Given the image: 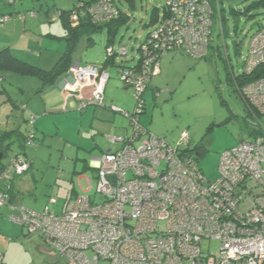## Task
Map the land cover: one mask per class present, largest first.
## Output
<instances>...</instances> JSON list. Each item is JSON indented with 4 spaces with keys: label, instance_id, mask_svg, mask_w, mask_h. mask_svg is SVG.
Listing matches in <instances>:
<instances>
[{
    "label": "built area",
    "instance_id": "2783aa9c",
    "mask_svg": "<svg viewBox=\"0 0 264 264\" xmlns=\"http://www.w3.org/2000/svg\"><path fill=\"white\" fill-rule=\"evenodd\" d=\"M86 15L100 24L117 19L119 11L114 0H78L69 14L71 27ZM218 15L217 3L213 7L209 0H165L163 19L139 47V66L119 69L118 79L131 90L134 109L129 113L108 108L128 120L130 132L109 138L120 148L100 158L95 185H88L101 202L81 193L59 210L46 206L38 214L15 208L19 216L9 220L30 234L37 232L49 252L66 264H264V127L257 128L263 137L225 150L217 179L207 181L191 161L179 159L139 123L145 110L143 95L151 78L160 73V58L174 49L194 59L205 57L210 27L219 21ZM56 19L57 14L51 16V21ZM126 52L109 48L105 55L113 59ZM244 72L258 78L241 87L240 94L264 118V28L251 40ZM68 75L71 80L62 83L65 101L81 99L90 87V100L78 110L105 108L109 68L72 64ZM180 140L187 142V133ZM27 168L17 156L3 165L0 207L6 205V183ZM213 241L219 244L217 251L203 252L202 244Z\"/></svg>",
    "mask_w": 264,
    "mask_h": 264
},
{
    "label": "rangeland",
    "instance_id": "374dc122",
    "mask_svg": "<svg viewBox=\"0 0 264 264\" xmlns=\"http://www.w3.org/2000/svg\"><path fill=\"white\" fill-rule=\"evenodd\" d=\"M11 1L14 3L11 4ZM75 1L0 0L1 13L11 15L8 22L24 23L25 21L29 27H33L26 30V35H23L20 29H16V34L11 36L9 43L13 41L15 44L22 43L24 47L25 45L28 47L31 54L35 52L37 56L40 52L43 53V62L47 67L45 70L52 69L55 62L51 59L58 57L59 52L61 57L66 42L64 40L54 42L48 39V34L64 37L62 19L50 22L48 14L69 12L74 7ZM212 1L217 3L220 14L219 21L215 22L212 28V49L206 51L202 59H193L177 52L173 63L168 64L159 78H153L150 82V87L158 93L155 100L150 98V91H146L147 93L143 95L150 103L148 115H152L153 120L152 125L148 126L149 133L164 140L173 148L180 143L182 134L187 133L189 143L180 148L193 149L200 146L203 154L198 158V166L207 181L217 179L219 157L226 149L236 147L240 141L252 139L255 128H258V122L264 125V119L257 120L250 112L239 96L236 85L248 54L251 36L258 25L264 23V0ZM114 3L122 14V21L112 28L104 26L99 31L80 35L71 54L73 64L101 65L105 61L107 41L113 39L114 50L124 48L127 53L122 58L115 57L113 66L109 67L111 78L116 76L119 68H131L137 65L140 59L138 48L155 27L157 20L162 18L165 0H114ZM28 11L34 12L36 17L26 16L24 21L17 18L18 13ZM153 17L155 19H152ZM31 23L33 24L30 26ZM41 40H43V50L37 44ZM59 45L60 51H49L53 46ZM24 80L36 82L33 79ZM27 100L24 97L22 101L26 103ZM16 112L19 113L20 118L23 114L25 119L28 111ZM20 125L22 135H26L29 127L22 122ZM114 136L121 135L113 132L104 133L100 138L101 141H106L107 137ZM14 145L17 146V143ZM41 145L36 138L34 146L26 148L23 152L25 158L35 162L34 172L39 178L51 171V168L46 167L48 162L57 164L60 162V155L55 150H51L47 145ZM15 146L7 152L10 158L19 156ZM62 166L64 168V165ZM59 167L56 169L59 170ZM67 179V177L55 179L50 185L37 183L38 188L44 189L37 194L38 198L27 197L18 205L38 214L46 206L58 210L66 200L64 188L68 185ZM91 185L94 187V181ZM88 195L92 202L102 201V197L94 194V191ZM49 200H55L56 204L49 205ZM15 212L19 213L17 210ZM10 223L18 226L11 221ZM20 230L21 233L19 231L17 237L5 236V239L9 240L5 242L8 247L1 246L2 250L0 249V253L6 256L8 262L5 264H66L63 258L52 251L51 254L42 251L43 248L48 249L37 232L28 234L24 229ZM218 247L216 241L204 242L201 249L205 253L207 251L215 253Z\"/></svg>",
    "mask_w": 264,
    "mask_h": 264
},
{
    "label": "crops",
    "instance_id": "0c3cea01",
    "mask_svg": "<svg viewBox=\"0 0 264 264\" xmlns=\"http://www.w3.org/2000/svg\"><path fill=\"white\" fill-rule=\"evenodd\" d=\"M0 15H3L1 11ZM32 24L33 23H31L30 26ZM30 28L33 27H29L26 22L20 23L18 21L8 22L4 25L2 29H0V51L7 49L14 58L24 61L31 66L45 70L47 67H45V62H43V53L40 52L37 56V54L33 52V54H35L33 55L28 51L26 45L24 47L22 43L15 44L14 41L9 43L11 36L16 34V29H20L23 35H26V30ZM60 36L47 35L49 40L52 39L51 37L60 38ZM53 40L55 42L56 39L50 41ZM37 44L42 50L44 49L43 40L37 42ZM59 48L60 45L56 47L53 46L49 51H60ZM176 53L177 52L171 53L163 58L160 66V73L157 77H154L155 79L163 74L168 64L171 65L173 63L174 58H176ZM57 56L58 57L55 56L51 59L53 60L52 62H55L54 66L58 61L57 58H60V52ZM24 79H33L36 80V82L31 83ZM63 80H71L68 73L65 76L63 75L60 77L52 87L43 88L44 85L35 78L0 71V142L5 132L18 131L21 133L20 126L22 124L20 125V123L22 122L26 125V118L29 115L28 113L31 112L36 116L34 131L35 137L42 144L41 146L47 145L48 148L55 150L60 155V162L58 164L48 162L46 167L51 168V171H49L47 175L44 174L39 178L36 172H34V167H36L35 162L32 159L25 158L26 155L24 154L23 157L29 163L30 167L22 176L13 177L10 181V205L20 206L18 204L27 197H32L34 199L38 198L37 194L44 191V189L38 188L36 186L37 183L50 185L52 181L54 182L55 179H60L61 177L68 178V185L64 188V196L66 199L74 198L81 193H91L88 190V185H91L93 181L94 183L96 182L97 167L100 158L106 152L120 148L119 143H114L109 140V138L112 137H107L106 141H101L100 136L104 133L109 134L112 132L124 136L130 132L128 120L123 116L108 110V107L110 106L120 108L129 113L134 109L132 92L122 86L117 74L114 78H111L109 74V79L104 90L105 108L87 106L81 111L78 110L79 101L90 100L91 88H85L82 94V100L68 99L65 101L64 92L62 91ZM147 91L151 92L150 98L155 100L156 91L150 86ZM24 97L28 99L26 103H23L22 101ZM24 107L25 109H22ZM149 108L150 103L146 98L145 110L139 117V123L147 131L148 126L153 123L152 115H148ZM15 110H19L20 113L28 111L26 113V118H23V114H21L20 118L19 113ZM14 140H17V138H13L12 141ZM6 144V142L5 144L3 143V145ZM14 144L15 143H13L6 151L5 157L8 156L7 152L12 150V147L15 146ZM15 147L17 148L16 153H22L18 144ZM8 158L10 157L8 156L7 159H2L0 165L5 164L8 161ZM62 165H64V168ZM58 166H60L59 170L56 169ZM60 171L62 172L60 173ZM84 184L86 185L85 188ZM15 211V209L14 211L10 210L9 207L1 208L0 249L2 248L1 246H4L5 248L8 247L5 245L6 241L9 242V240L5 239L6 235L17 237L21 233V227L13 225L7 220L10 216H17L18 213ZM43 249V252L51 254L45 248ZM5 262H7L6 256L3 255L2 264H5Z\"/></svg>",
    "mask_w": 264,
    "mask_h": 264
},
{
    "label": "trees",
    "instance_id": "16d2710c",
    "mask_svg": "<svg viewBox=\"0 0 264 264\" xmlns=\"http://www.w3.org/2000/svg\"><path fill=\"white\" fill-rule=\"evenodd\" d=\"M76 1H78V0H76ZM76 1H75V3H76ZM209 1H211L212 6L215 7V3H213L212 0H209ZM13 3H14V1H11V4H13ZM114 5H115V3H114ZM115 7L117 8L116 5H115ZM117 10L119 11V15H118L117 19H115V20H112V21H109V22H106V23L93 24L92 21H91V18L88 15H86L82 19H80L79 24L76 27H73V28L71 27V24L69 22V14L73 11V8L69 12H63L62 11V12H58V13H54V14H48V19H49L50 22H54V21H51V16L57 14L56 21L59 18L62 19V22H63L62 24H63V29H64V37L63 38H57V37H51V38L52 39H56L57 41L64 40L66 42L65 51L63 52V54L61 55V57L58 59V61L56 62L55 66L52 69H50L48 71H45V70H42L40 68L31 66V65H29V64L25 63L24 61H21V60H19L17 58H14L13 56H11V54L9 53V51L7 49H4V50L0 51V71L12 73V74H17V75H21V76H25V77H29V78H35V79L39 80L44 85L43 88L52 87L53 85H55L56 81L60 77H62L63 75L65 76L68 73V71L70 69V66L72 64L71 54H72V52L74 50L73 49L74 48V44L77 41L78 37L80 35L84 34V33L91 34V33L95 32L96 30L99 31L104 26L105 27H110V28L114 27V25H116L117 23H119V22L122 21V14H121V12H120V10L118 8H117ZM220 12H222V10ZM163 14H164V12H163ZM31 15H33L34 17H36V14L34 12L28 11L26 13H20V14L18 13L17 18H19L20 20H23L24 21V19L26 18V16H31ZM10 18H11V15H0V20L1 19H4V20L6 19V21L4 23H0V28H2L10 20ZM218 18L220 19V14L218 15ZM152 19H155V18L153 17ZM162 19H163V16H162V18L160 20H157L156 23L158 24ZM214 24H216V23H213L212 26L210 27V40H209V44L207 46V51L209 49H212V43H213L212 28H213V25ZM263 28H264V23L258 25L257 30L251 36L250 43H251V40L254 37V35L257 32H259L261 29H263ZM153 29H152V31H153ZM150 33H148V34H150ZM148 34H147V36H148ZM146 37H145L144 41L146 40ZM113 43H114L113 39H109L107 41V46H106L105 50H107L109 48H113L114 49ZM250 43H249V46H250ZM138 52H139V48H138ZM174 52L183 53V54H186L187 56H189L185 52V50H183V49L170 50L164 56H162L160 58V66H161V62H162L163 58H165L167 55H169L171 53H174ZM248 53H249V48H248ZM122 57H124V56H121V57L117 56V58H122ZM247 57H248V54H247V56H246V58L244 60V63H243V69H242L241 76L239 77L238 80H236L237 92H238L239 96L241 97V99L246 103V105H247L248 109L250 110V112H252V114L255 116V119H257V120L260 119V118L264 119L262 116H259L250 107V105L244 100V98L240 94V88L241 87H243V86H245L247 84L252 83L253 81H255L258 78L257 75H253V74H251V75H245L244 65H245V62L247 60ZM200 59H202V58H200ZM114 60H115V57L113 59L112 58L111 59H108L107 56L105 55V61L101 65L104 68L112 67ZM140 60H141V57H140V59L138 61V65L137 66H134V67H131V68L138 67L139 66V63H140ZM121 68H124V67H121ZM118 72H119V70H118ZM118 72H117V76H118ZM152 78H154V77H152ZM152 78H151V80H152ZM151 80H150V82H151ZM149 86H150V83H149ZM149 86L147 87V89L149 88ZM147 89H146V91H147ZM156 94H158V93L155 92V95ZM80 100H82V98ZM82 103H86V101H84V100L83 101H79V105L82 104ZM24 109H25V107H24ZM28 114L29 115L27 116V119H26V126L29 127V132L25 136H23L18 131L5 132L3 134L2 139H1V142H0L1 143V145H0V153L3 154L2 159L5 158L6 151L10 148V146H12L13 143H17L19 145V147L21 148L22 153H20L18 157H20L23 162H26L28 164L27 171L29 170L30 165L21 156H24V153L23 152H24V150L26 148L33 147L34 146V141L36 140L35 131H34V123H35L36 116L33 113H31V112H29ZM32 117L35 118L33 125L30 124V121H31V118ZM258 123H259V125H261L262 127H264V125H262L260 122H258ZM257 137H263V134L261 133L260 130H258L257 128H255V130L253 132V138L252 139H255ZM13 138H17V140L12 141ZM252 139H248V140H252ZM189 140H190L189 137H188V141L185 142V143L180 140V143L175 148L171 147L164 140L163 141L168 146H170L171 149H173L176 152L177 157L179 159H187V160L191 161L194 164V166L198 169V171L201 172V174L203 175V172L201 171V169L198 166V161H199L198 158L203 154V152H202L203 150H201L200 146H196L193 149H183V148H180L181 146L187 145L189 143ZM5 142L7 144L6 145H3V143L5 144ZM226 150H228V149H226ZM9 160H11V158H8V161ZM3 165H1L0 171H1L2 167H3ZM12 178L13 177H11L10 180L6 183V187H8V190L5 191V193H6V205L3 206V207H9L10 210L14 211L15 208H19L20 206L10 205V202H11V197H10V195H11V187H10L11 184H10V181L12 180ZM88 196L90 197V195H88ZM72 199L73 198L66 199L65 202H67L69 200H72ZM3 207H0V209L3 208ZM48 208L51 209L50 206H48ZM18 216H19V213L17 214V216H10V217H18ZM10 217H8V218H10ZM8 221H10V220L8 219ZM18 226H20V225H18ZM20 227L22 229H24L25 232L28 233V231L26 230V228H24L23 226H20ZM28 234H30V233H28ZM2 263H3V254H2L1 264Z\"/></svg>",
    "mask_w": 264,
    "mask_h": 264
},
{
    "label": "water",
    "instance_id": "95a60500",
    "mask_svg": "<svg viewBox=\"0 0 264 264\" xmlns=\"http://www.w3.org/2000/svg\"><path fill=\"white\" fill-rule=\"evenodd\" d=\"M2 160V154L0 153V161ZM0 168H1V165H0Z\"/></svg>",
    "mask_w": 264,
    "mask_h": 264
}]
</instances>
